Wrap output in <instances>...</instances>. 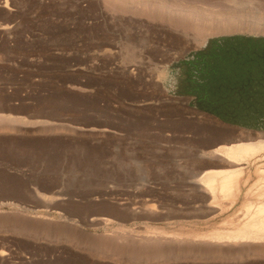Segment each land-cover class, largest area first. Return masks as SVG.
Returning a JSON list of instances; mask_svg holds the SVG:
<instances>
[{"label":"rangeland","instance_id":"1","mask_svg":"<svg viewBox=\"0 0 264 264\" xmlns=\"http://www.w3.org/2000/svg\"><path fill=\"white\" fill-rule=\"evenodd\" d=\"M223 38L263 41L264 0H0V114L31 121H0V264H148L132 258L157 252L181 257L149 264H264V238L236 236L262 232L248 225L264 215V149L237 167L209 155L264 141V127L188 105L194 90L239 102L232 74L264 70V42L214 47ZM246 112L264 120V107ZM233 168L241 189L215 198L203 175ZM119 228L168 237L144 248L118 243Z\"/></svg>","mask_w":264,"mask_h":264},{"label":"bare ground","instance_id":"2","mask_svg":"<svg viewBox=\"0 0 264 264\" xmlns=\"http://www.w3.org/2000/svg\"><path fill=\"white\" fill-rule=\"evenodd\" d=\"M119 1V0H118ZM219 28V27H218ZM222 28V27H221ZM209 29V28H208ZM205 30V29H204ZM213 30V29H212ZM214 30H215V28H214ZM213 30V32H209V33H207V34H210V35H213V34H216L217 32H219V31H217V32H215ZM218 30V29H217ZM205 31H207V30H205ZM205 31H204V33H205ZM203 33V34H204ZM212 33V34H211ZM206 35V34H205ZM22 118V117H21ZM20 117H15V116H11V114L10 115H5V114H0V121H7L8 123L7 124H11V123H30L31 121H27L26 122V119H21ZM21 121H23V122H21ZM1 123H3V122H1ZM45 123V122H44ZM9 124V125H10ZM13 125V124H12ZM12 127H14V126H12ZM260 149L262 150L261 152H263V149H264V141H260V142H258V143H240V144H238V145H234V146H229V147H227V146H222V147H219L217 150H214V151H211L210 153H209V155H211V156H218L219 157V155H220V157H222V158H224V160L225 161H227V163H233L234 165L236 164H242L243 162V160L244 159H247L248 160V158H252V157H254L255 155H257L258 156V152L260 151ZM223 154V155H222ZM206 154H204V156H205ZM222 155V156H221ZM262 155V154H261ZM264 155H262L261 157H263ZM261 157H259V159H261ZM221 158V159H222ZM257 159V158H256ZM255 159V160H256ZM223 160V161H224ZM254 161V160H253ZM257 161V160H256ZM246 162V161H245ZM260 162V161H259ZM248 163H249V161H248ZM250 163H252V161L250 162ZM254 163H255V161H254ZM258 163V162H257ZM263 163V162H262ZM232 164V165H233ZM235 165V166H236ZM251 165V164H250ZM259 165V164H258ZM237 166H239V165H237ZM236 166V167H237ZM257 166V165H256ZM260 167H261V164L259 165ZM234 167V166H233ZM235 167V168H236ZM241 167V166H240ZM251 167H252V165H251ZM253 167L255 168V166L253 165ZM258 167V166H257ZM235 168H233V169H235ZM253 168V169H254ZM262 168V167H261ZM251 169V168H250ZM258 169V168H257ZM260 169V168H259ZM255 170V174H256V172H257V175H258V172H259V175H261V173H260V170H261V172L263 171V169H260V170ZM240 168H238V169H235V171H233L232 173L231 172H228V171H223V170H221L220 172L219 171H209V172H207L205 175H203V177H202V179H201V181H202V184H204L203 186H206V188L207 189H209V193L210 192H212V194L214 195V197H215V195L217 194V192L218 191H221L220 192V194H221V197L224 195V194H229V191H232L233 190V188L235 187V189H237V191H239V188L241 189V186H239L238 187V185H236V186H234L235 184H237L238 183V180L239 181H241L240 179ZM248 170V169H247ZM246 170V171H247ZM248 172V171H247ZM250 172V171H249ZM248 172V173H249ZM245 173V172H244ZM253 173H254V171H253ZM252 174V173H251ZM263 174V176H261L262 178H260V177H256L257 179L258 178H260L259 180H260V182L262 183V184H264V173H262ZM243 176H244V174H243ZM249 176H250V174L249 175H247V177H248V179H250L249 178ZM245 177V176H244ZM240 178V179H239ZM246 178V177H245ZM256 179V180H257ZM255 180V179H254ZM253 180V181H254ZM254 181V182H258V181ZM243 181V180H242ZM248 181V180H247ZM237 182V183H236ZM244 183L246 182V181H243ZM254 182H252V183H250V185L251 186H254ZM233 183H235L234 185H233ZM244 183H242V185L244 184ZM239 184H240V182H239ZM253 184V185H252ZM245 185V184H244ZM243 185V186H244ZM250 185H249V187H247L248 189H250V188H252V187H250ZM255 185H257V183H255ZM260 186V185H259ZM259 186H257V188L259 189H253V190H255L256 192H257V190L258 191H261L262 189H261V187L259 188ZM255 187V186H254ZM262 187H264V186H262ZM256 188V187H255ZM247 189V190H248ZM264 189V188H263ZM246 190V191H247ZM246 191H245V195L247 194L248 195V192L246 193ZM249 191H251V190H249ZM223 192H224V194H223ZM225 192H228V193H225ZM254 192V191H253ZM262 193H263V191H261ZM219 193V192H218ZM240 193V192H239ZM242 193V192H241ZM240 193V194H241ZM260 192H258V193H255L256 195L258 194L259 195V197H261L260 196V194H262V193H260ZM219 194V195H220ZM230 194H232V193H230ZM229 194V195H230ZM240 194H237V196L238 195H240ZM251 195L253 194V193H250ZM249 194V195H250ZM264 194V193H263ZM235 195H236V193H235ZM245 195H242V196H244L245 197ZM246 195V197H248ZM249 196V197H252V196ZM212 196V195H211ZM226 196V195H225ZM237 196L235 197V196H233V197H235V201L236 200H239V198H237ZM253 196H255L254 194H253ZM52 197H54V196H52ZM216 197H217V195H216ZM215 197V198H216ZM220 196H218L217 198H219ZM224 197V196H223ZM229 197V196H228ZM244 197H242V202H244L243 201V199H244ZM245 197V200L247 199ZM257 197V196H256ZM258 197V198H259ZM214 198V199H215ZM225 198V197H224ZM230 198H231V196H230ZM237 198V199H236ZM257 198V199H258ZM220 199V198H219ZM218 199V200H219ZM223 199V198H222ZM222 199L219 201V204H220V202L222 201ZM256 198H255V201L257 200ZM217 200V201H218ZM248 200H250V199H248ZM247 200V201H248ZM263 200V199H262ZM214 201V200H213ZM252 201H254V199H252ZM252 201H250V203L252 202ZM258 201H259V199H258ZM260 201H261V199H260ZM215 202H216V199H215ZM241 202V201H240ZM262 202V201H261ZM217 203V202H216ZM222 203V202H221ZM245 203V202H244ZM246 203H248L249 204V202H246ZM252 203H254V202H252ZM264 203V202H263ZM212 204V203H211ZM218 204V203H217ZM243 204V203H242ZM257 204H259V203H257ZM245 205V204H244ZM251 205H253V204H251ZM256 206V205H255ZM260 205H258V207H259ZM264 206V205H263ZM262 206V207H263ZM209 207V206H208ZM261 207V206H260ZM241 208H244L243 207V205H241ZM253 208V207H252ZM246 209L247 210H249L250 208H247L246 207ZM245 209V213H250L249 211H247ZM210 210H212V209H210ZM251 210V209H250ZM203 211V210H202ZM211 212V211H210ZM256 212H258L257 214H256ZM256 212L254 211V214H256V215H260L261 216V214H263L262 213V211H260L261 212V214L259 213V211L258 210H256ZM208 213H209V210H208ZM213 213V212H212ZM248 213H247V215H248ZM251 214V213H250ZM209 215V214H208ZM246 214H245V217L247 216ZM205 216V215H204ZM207 216V215H206ZM205 216V217H206ZM251 217H249V218H252L253 219V212H252V215H250ZM260 216L259 217H257L258 219L260 218ZM256 217V216H255ZM249 218H248V220H249ZM256 218V219H257ZM243 219V218H242ZM241 219V220H242ZM245 219V218H244ZM261 219V218H260ZM253 220H255V219H253ZM255 221H257L258 222V220H255ZM239 223H241L240 221H238ZM244 222V221H243ZM254 222L253 224L251 223L250 225H248V226H252V225H254V224H259L258 225V228H259V226H261L259 229H262L261 231L263 232H261L260 234H257V233H252L251 234V232L249 231V229H250V227H249V229H248V233L246 234V231H244L245 233H242L241 231V233H242V235L240 234V235H237L236 234V236H239V239H241V241L243 240L242 238H246L247 237V241H249V240H255L256 241V239L257 238H264V231H263V229H264V215L262 216V220L260 221V222ZM243 225H244V223H242ZM241 224V225H242ZM248 224H249V222H248ZM236 225V224H235ZM248 226H247V228H248ZM233 227H235V226H233ZM241 227V226H240ZM255 227V226H254ZM242 228H245V226L244 227H242ZM22 229V228H21ZM25 229V228H24ZM240 229V228H239ZM239 229H237V230H239ZM251 229H253L252 227H251ZM256 229H257V227H256ZM28 230V229H27ZM116 230V229H115ZM159 230V231H158ZM163 230V229H162ZM181 230H183V229H181ZM231 230V229H230ZM255 230V229H254ZM134 231V230H133ZM133 231H131V230H129V229H127V228H119V229H117L116 231H114V237H116L115 238V240L116 239H120V238H124V239H122V240H125V242H127V241H129L128 240V238H130L132 241H134L135 242V240L137 241L136 243H138V244H142V247H144V248H146V246H144V244L146 243V245L147 244H156V245H158V246H160V241H161V243L164 241H166V238H165V236H167L168 237V235H166V234H164L163 233V231L161 232V230H160V228H158V229H156L155 231H153V232H156V233H153L152 232V234L150 233L149 234V236H141V237H138V239H135L134 238V236H133ZM258 231H260V230H258ZM257 231V232H258ZM19 232V231H18ZM135 232V231H134ZM165 232V231H164ZM177 232H179V231H177ZM177 232H176V234H177ZM185 232H190V230H185L184 231V234H185ZM214 232V231H213ZM212 232V233H213ZM237 232V231H236ZM235 232V233H236ZM21 233V232H20ZM31 236H33V237H35V238H38V237H40V234L39 233H36V232H28ZM112 233V232H111ZM160 233V234H159ZM180 233V232H179ZM191 233V232H190ZM198 233V232H197ZM206 233V232H205ZM210 233V232H209ZM226 233H229V231L228 232H226ZM139 234V233H138ZM186 234H189V233H186ZM207 234V233H206ZM232 234V233H231ZM231 234H229V236L231 235ZM47 236V234H44V236ZM68 235H69V237H70V234L68 233ZM72 235H73V233H72ZM108 235V234H107ZM118 237H117V236ZM170 235V234H169ZM180 235V234H179ZM197 235V234H196ZM203 234H201V236L199 237V235H197L198 237L197 238H194V242H206L205 244H210V242L212 241V242H214L215 243V245L217 244V246L218 247H222V245L223 244H225V243H229L230 242V240H227V238H229V236H227V238L225 239L224 237H219L220 235H219V233H218V235H217V237L216 236H213V240H211V239H209V238H206L205 237V234L202 236ZM222 235H223V233H222ZM228 235V234H227ZM133 236V237H132ZM223 236H226V235H223ZM234 235H232V237H233ZM111 237V236H110ZM181 237H183L184 238V235L182 234V236ZM189 237H194V236H189ZM196 237V236H195ZM209 237V236H208ZM235 237V236H234ZM46 238V237H45ZM74 237L72 236V239H73ZM175 238V237H174ZM244 238V239H245ZM248 238H249V240H248ZM251 238V239H250ZM76 239V238H75ZM102 238H100V240H101ZM106 239V238H105ZM109 239V238H108ZM175 239H177V237L175 238ZM175 239H173L174 241H176ZM192 239V238H191ZM232 239H234V238H232ZM237 237H236V239H234V241L236 240L237 241ZM50 240V239H49ZM57 240V239H56ZM104 240V239H103ZM110 240V239H109ZM108 240V241H109ZM114 240V241H115ZM127 240V241H126ZM172 240V239H171ZM182 239H180L179 241H181ZM185 240L186 241H188L186 238H185ZM185 240H183V241H185ZM209 240H211V241H209ZM252 240V241H253ZM58 241V240H57ZM117 241V240H116ZM156 241H159V243L157 242L156 243ZM169 241V240H168ZM167 241V242H168ZM177 241H178V239H177ZM232 241V240H231ZM238 241H240V240H238ZM241 241L240 242H236V243H241ZM59 242V241H58ZM118 243H119V241H117ZM117 242H115V243H117ZM120 242H121V239H120ZM133 242V243H134ZM211 242V243H212ZM233 242V241H232ZM232 242H230L231 244H232ZM261 242V241H260ZM264 242V241H263ZM263 242L261 243V244H263ZM77 243V242H76ZM109 243V242H108ZM133 243H131V244H133ZM144 243V244H143ZM169 243V242H168ZM234 243V242H233ZM236 243H234V244H236ZM244 243V242H243ZM257 244L259 243V240H258V242H256ZM255 243V244H256ZM91 244V243H90ZM112 244V243H111ZM131 244L129 245V247L131 246ZM207 244V245H208ZM254 244V245H255ZM105 245V244H104ZM237 245V244H236ZM125 246V245H124ZM212 246H213V244H212ZM259 246V245H258ZM262 246V245H261ZM126 247V246H125ZM138 247H139V245H138ZM209 247V246H208ZM225 247V246H224ZM229 247V246H228ZM248 247V246H247ZM260 247V246H259ZM259 247H257V248H259ZM264 246H262V248H263ZM211 248V247H210ZM209 248V249H210ZM226 248V247H225ZM231 248H233V247H231ZM230 248V249H231ZM100 249V248H99ZM103 249V248H102ZM105 249V248H104ZM205 249V248H204ZM227 249V248H226ZM261 249V248H260ZM107 250H109V249H107ZM107 250H105L106 251V253H108L109 251H107ZM208 250V249H207ZM211 250H212V248H211ZM219 250V249H218ZM222 250V249H221ZM228 250V249H227ZM101 251V250H100ZM216 251V250H215ZM215 251H212L213 252V254L215 253ZM231 251V250H230ZM204 252H206L205 250H204ZM203 252V253H204ZM208 252V251H207ZM209 252H211L210 250H209ZM208 252V253H209ZM211 252V253H212ZM225 252H226V250H225ZM228 252H229V250H228ZM184 253V252H183ZM201 253V252H200ZM232 253V252H231ZM230 252L227 254L228 256H223V257H226V259H232V260H236V259H239V257H238V254L236 255V254H231ZM101 254V253H100ZM136 254V253H135ZM102 255V254H101ZM198 255H200L201 257L203 256V254L201 253V254H199L198 253ZM212 255V254H211ZM215 255V254H214ZM220 255H221V253H220ZM226 255V254H225ZM115 256V255H114ZM117 256V255H116ZM185 256V255H184ZM119 257V256H118ZM179 257H181L180 255H168V254H162V253H153V254H146V253H141V254H138L137 256H133V260L134 261H136L137 263L139 262H143V263H148L149 264V262H161V261H169V260H177ZM218 257V256H217Z\"/></svg>","mask_w":264,"mask_h":264},{"label":"trees","instance_id":"3","mask_svg":"<svg viewBox=\"0 0 264 264\" xmlns=\"http://www.w3.org/2000/svg\"><path fill=\"white\" fill-rule=\"evenodd\" d=\"M232 42L235 43H248L251 42L253 44L256 43H262L263 41L254 42L251 40H246L244 38H223L221 40H216L213 45L214 47H218L221 45L230 44ZM212 47V50L210 53H213L215 48ZM214 48V49H213ZM258 68V67H257ZM226 75L224 79H222L219 83H229L226 80H229L228 75L226 74V71L224 72ZM235 78H238L240 81L235 83L232 82L231 84H226L225 90L227 91H235L237 94L242 93L243 97L239 99V102L235 101H228L225 102L224 100H209L203 96V94L199 91H193L192 93L197 96L198 104L199 106L203 107L204 109L213 111L214 113H217L220 117H222L225 120H229L231 122H237L241 123L243 125L253 126V127H264V120H262L261 117H257V115H246L247 110H256L259 108L264 107V70H257L255 72H252L248 70V72L243 73L240 71L238 74H232ZM217 73L212 76V84L214 87L219 85L218 87H215L216 93H219V90L221 89L220 84H218V81L215 80L217 78ZM234 79V78H233ZM213 87V88H214ZM245 93V94H244ZM249 94H253L254 98L248 97ZM245 112V113H244Z\"/></svg>","mask_w":264,"mask_h":264},{"label":"crops","instance_id":"4","mask_svg":"<svg viewBox=\"0 0 264 264\" xmlns=\"http://www.w3.org/2000/svg\"><path fill=\"white\" fill-rule=\"evenodd\" d=\"M188 105L189 106H194V107H198V104H197V98L195 99H190L189 101H188ZM199 108V107H198Z\"/></svg>","mask_w":264,"mask_h":264}]
</instances>
